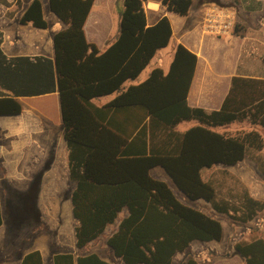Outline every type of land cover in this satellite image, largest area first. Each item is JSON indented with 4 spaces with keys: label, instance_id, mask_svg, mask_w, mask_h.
<instances>
[{
    "label": "trees",
    "instance_id": "16d2710c",
    "mask_svg": "<svg viewBox=\"0 0 264 264\" xmlns=\"http://www.w3.org/2000/svg\"><path fill=\"white\" fill-rule=\"evenodd\" d=\"M117 1L121 3L118 32L100 51L86 40L83 30L93 0H48L50 11L64 24L53 34V85L48 91L58 92L69 178L75 182L70 201L78 221L76 247L81 249L97 238L126 208L127 215L107 239L112 257L123 264H172L174 256L194 241H219L222 225L180 201L150 171L161 167L189 200L203 199L220 213L238 212L243 222L253 219L264 209V200L244 192L239 207L229 206L218 200L215 187L202 177V171L213 165H236L249 149L263 148L258 128H264V78L233 75L218 109L190 106L186 97L197 56L178 43L166 73L153 68L142 82L124 88V82L135 79L156 51L167 46L172 30L166 16L146 25L144 0ZM192 3L160 0L167 11L180 15H187ZM20 22L48 27L40 0L30 1ZM114 92L104 104L93 102ZM21 111L17 98L0 97V115ZM190 120L199 124L182 132L175 129ZM242 121L252 127L234 133L210 129ZM1 210L0 200V224ZM234 250L245 264H264L262 236L240 239ZM53 262L116 264L95 252L77 257L72 252L57 253ZM41 263L38 250L26 254L21 262ZM183 264L215 263L187 255Z\"/></svg>",
    "mask_w": 264,
    "mask_h": 264
},
{
    "label": "crops",
    "instance_id": "0c3cea01",
    "mask_svg": "<svg viewBox=\"0 0 264 264\" xmlns=\"http://www.w3.org/2000/svg\"><path fill=\"white\" fill-rule=\"evenodd\" d=\"M30 1L0 0V97H15L22 103L19 114L0 115V177L11 182L13 191L18 192V199L12 200L13 206L24 203L23 205L41 209L64 205L69 210L59 215H45L41 210L42 215H38V218L17 214L19 211L5 218L1 210L0 264H21L23 257L34 250L40 252L41 264H54V255L63 252H72L74 257L95 252L103 259L112 261L113 253L107 245V239L115 232L120 220L127 215V209H122L115 220L106 225L102 233L85 247H76L75 227L78 221L72 215L71 201L69 205L67 202L75 182L69 178L68 150L63 138L58 92L48 91L53 85V34L62 29L64 24L50 9L45 13L44 5L49 8L48 0H40L43 16L48 22L47 28L34 27L30 22L21 23V14ZM192 2L188 14L180 15L167 11L160 4V0L143 1L146 25H153L159 18L166 16L170 21L172 36L167 46L158 49L139 75L124 82L123 87L142 82L156 67L166 73L173 59L174 49L180 43L197 56L186 97L187 103L206 110L218 109L228 92L233 75L264 78V23L259 19L264 17L260 14L264 8L258 0H239L234 7L236 17L233 31L229 35L219 36L203 31V12L199 15L202 5L195 7L196 2ZM205 4L203 3V11ZM119 7L120 2L117 0H93L83 30L86 40L94 43L100 51L114 40L118 32ZM194 32L198 33V43L192 40ZM205 40L218 44L225 55L230 51L234 53V59L227 68L218 66V54L213 57L203 54L199 42ZM116 94L114 92L94 98L93 102L104 104ZM38 98H52L56 102V118L46 113L50 106L44 105L36 109L29 104V100ZM192 121L195 120L182 121L175 129L182 132L195 126ZM235 123L210 129L220 128L217 132L229 133L228 127ZM155 170L158 174L156 176L168 183L165 177H170L166 172L159 166L151 169ZM35 175H40L36 194L38 198L34 199V204H29L25 198L21 199L20 194L22 191L28 192L31 185H34ZM168 185L180 201L216 219L220 215L228 217L226 214L231 213V210L228 213L217 212L203 199L189 200L175 186L174 189L169 183ZM59 190L67 191L64 199L62 195L57 196ZM0 200L2 208L1 189ZM121 213L122 216H119ZM37 222L47 224L48 229H55L54 233L43 229L38 231ZM220 223L222 239L224 226L223 222ZM220 240L202 243H211L219 249ZM195 242L197 241L193 243ZM91 246L96 248L88 250ZM232 250L233 254H219V259L213 263H241V257L234 252V248Z\"/></svg>",
    "mask_w": 264,
    "mask_h": 264
},
{
    "label": "rangeland",
    "instance_id": "374dc122",
    "mask_svg": "<svg viewBox=\"0 0 264 264\" xmlns=\"http://www.w3.org/2000/svg\"><path fill=\"white\" fill-rule=\"evenodd\" d=\"M193 1L196 2L195 7L202 5L199 8V15H200L203 12V3L206 4L218 3L224 6H230L234 8L237 6L236 3H238L239 0H193ZM258 2H260L264 8V0H258ZM44 11L45 13L49 12V8L46 7L45 5H44ZM260 14L264 15V10ZM259 19L261 23H264V17L262 18L260 17ZM197 38H198V33L194 32V35L192 36V40H195V43H198ZM199 43L202 48L203 54L205 56L213 57L214 55L216 56V54H218L219 67L225 66L227 68L234 59V53H231L230 51L225 55V52H223V50H220L221 48L218 44H212L207 40ZM28 102L36 109L40 107H44V105L50 106V108L46 110L47 111L46 113L50 114L53 118L57 117L58 105H56V102L53 101L52 98H38V99L29 100ZM191 123L198 125V122L196 123L195 121H192ZM251 127L252 126H250L249 123H246L245 121L236 122L234 125L228 127L229 128L228 131L229 133H234L237 130H249ZM258 129L261 132L264 141V128H258ZM214 130L219 131L221 129L214 128ZM158 169L160 170V168H157V170ZM150 173L152 176L158 178L156 176L158 175L156 170L150 171ZM34 177L37 178L36 175ZM202 177L213 184L217 192L218 200H224L225 202H227L229 206L239 207V199L244 192L248 193L253 198L264 200V146L259 151L249 149L246 157L236 165L233 166L213 165L212 167L203 171ZM165 178L167 182L175 189L170 179L168 177ZM12 188L13 186L11 182H9L4 177H0V189H1V196L3 202L2 213L5 218L10 216L11 214L14 213L16 214V212L18 211L19 213L17 214L20 215L36 216V214L42 215L41 210H43V213L45 215L65 214L69 210V207L64 205L59 207L41 208V209H39L37 206L23 205L24 203H21L19 206H13L12 200L15 201V199H18V192L13 191ZM38 190H39L38 187L35 189L34 185L32 184L31 188L28 190L29 193L26 191L21 192L20 194L21 199L26 198V195L28 193L26 198L27 202L29 204H34L35 203L34 199L38 198V196L36 197ZM66 192L67 191L59 190L56 194L57 196L62 195V199H64ZM31 194L33 195V197ZM187 200L186 202H188ZM67 202L69 205L70 200H68ZM123 209L125 210L126 208ZM123 213H125V211ZM226 215H228V217L220 215V218L219 217L217 218L220 222H223V226H224V236L219 242L218 245L219 249H217L211 243L209 244L202 242L198 243L199 241L195 243L192 242L189 248L185 252H179L174 256L172 264H183L185 257L187 255H191L195 259L201 262L213 263V261H217L219 259L218 258L219 254H222L223 256L227 252L233 254L232 249L234 248V243L236 241L240 239L248 240L255 236L264 237V222L260 226L256 225V221L258 218L264 219V209L258 212V214L253 219L246 222H243L238 219L237 217L239 215L238 212L231 211L230 214H226ZM119 216H122V213ZM36 225H38L37 228L38 231H41L43 229L49 231L50 233L51 232L54 233L53 231L55 229H48L47 224L37 222ZM95 248L96 247L91 246L88 248V250H93ZM100 252L104 253L101 250ZM206 257L209 258V261H206ZM112 259L116 264H122L120 259L113 257ZM240 260H241V264H245L241 258Z\"/></svg>",
    "mask_w": 264,
    "mask_h": 264
},
{
    "label": "built area",
    "instance_id": "2783aa9c",
    "mask_svg": "<svg viewBox=\"0 0 264 264\" xmlns=\"http://www.w3.org/2000/svg\"><path fill=\"white\" fill-rule=\"evenodd\" d=\"M235 17L234 8L218 3H207L203 11V31L219 36L229 35L234 29ZM263 222V218H258L256 225L260 226ZM206 261H209V258L206 257Z\"/></svg>",
    "mask_w": 264,
    "mask_h": 264
},
{
    "label": "flooded vegetation",
    "instance_id": "af4514ba",
    "mask_svg": "<svg viewBox=\"0 0 264 264\" xmlns=\"http://www.w3.org/2000/svg\"><path fill=\"white\" fill-rule=\"evenodd\" d=\"M39 179H40V175H37V179L35 178V183H34L35 189L37 188V183L39 182Z\"/></svg>",
    "mask_w": 264,
    "mask_h": 264
}]
</instances>
